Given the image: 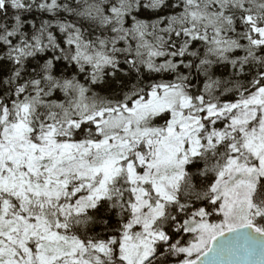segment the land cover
Masks as SVG:
<instances>
[{"label":"snow or ice","instance_id":"1","mask_svg":"<svg viewBox=\"0 0 264 264\" xmlns=\"http://www.w3.org/2000/svg\"><path fill=\"white\" fill-rule=\"evenodd\" d=\"M0 264H264V0H0Z\"/></svg>","mask_w":264,"mask_h":264}]
</instances>
